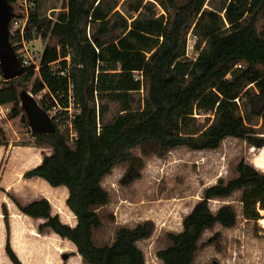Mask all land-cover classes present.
Returning a JSON list of instances; mask_svg holds the SVG:
<instances>
[{
    "label": "trees",
    "instance_id": "obj_1",
    "mask_svg": "<svg viewBox=\"0 0 264 264\" xmlns=\"http://www.w3.org/2000/svg\"><path fill=\"white\" fill-rule=\"evenodd\" d=\"M5 1L11 9L19 0ZM49 1L35 0L27 27L29 39H47L39 71L32 65L20 77L2 79L0 103L12 104L7 116L28 124L22 92L46 90L39 102L47 111L58 109L56 131L31 134L52 151L23 178L66 187L76 221L63 220L46 196L23 201L13 191L6 195L21 214L42 220L38 233L71 241L86 264H146L138 242L153 234L151 220L96 242L100 208L111 200L103 179L119 164L136 169L137 148L144 154L212 150L228 137L264 147V0H63L62 7ZM191 31L196 40L189 56ZM171 81L177 88L169 98ZM236 170L234 178L207 186L183 229L168 233L170 243L157 252L164 264H197L204 232L237 223L233 204L215 213L211 200L252 180L263 185L264 172L245 158ZM1 209L6 255L12 264H25L12 245L8 204ZM73 254L64 252L55 264H70Z\"/></svg>",
    "mask_w": 264,
    "mask_h": 264
},
{
    "label": "rangeland",
    "instance_id": "obj_2",
    "mask_svg": "<svg viewBox=\"0 0 264 264\" xmlns=\"http://www.w3.org/2000/svg\"><path fill=\"white\" fill-rule=\"evenodd\" d=\"M48 3L49 7L55 4L62 7L63 0H51ZM194 42L192 37L191 44L194 45ZM46 43L47 39L43 37L35 39V47L40 51L44 50ZM32 84L33 80L29 82V85ZM176 88L177 83L171 81L169 98H172ZM26 92L40 100L46 90L36 95L29 87ZM11 105L6 104L3 111L6 117L2 123L7 125L5 139H8L9 143L12 134L16 139L13 147H25L21 157H28L31 159L29 164L37 165L43 155L50 153L52 148L34 141L30 121L27 124L20 116L15 118L7 116ZM57 110L53 107L48 112L54 116L58 113ZM204 116L196 114L199 119H203ZM135 154L138 157L136 169H131L129 164H119L103 179L102 184L110 192L111 200L100 208L103 226L95 231V240L98 244H104L114 238L119 228L135 227L139 223L151 220L155 225L153 234L138 242V246L145 254L146 264H164L157 252L170 243L168 233L183 229L185 216L202 198L207 186L217 182L221 177L231 179L237 175L236 166L242 158L264 172V147L254 149L246 141L235 137L226 138L219 148L212 150L177 147L162 154L154 152L144 154L140 148H137ZM9 160L8 155L4 156L3 162L0 163V174L6 169H11ZM25 169L26 166L22 169L17 168L16 171L24 173ZM11 179L20 188V192L0 185V193L8 189L7 191L15 192L23 201L37 198L34 197V192H29L36 186L27 188L29 184L23 185L18 181V177ZM48 185L51 187L49 192L41 186H38L37 192L49 196L54 211L59 212L66 222L74 224L75 217L69 220L63 212L64 209H69L66 204L67 188L54 187L49 183ZM7 198L9 201L8 196ZM10 202L13 203L11 200ZM226 203L235 206L238 214L237 223L232 227L218 223L215 227L207 229L200 239V249L195 262L197 264H264V184L259 185L252 180L243 189L237 190L227 198L212 199L210 207L216 213ZM14 206L13 209L16 211V205ZM26 219L28 218H22L21 223L15 222L14 236L15 241L21 242L22 256L19 255L25 264H55L62 261L64 252L74 253L70 264H86L82 257L75 253L76 246L71 241L52 237L51 232L38 233L36 227L42 220ZM28 228L32 229L30 233L33 237L26 241L22 231ZM212 237L214 240L210 242ZM15 241L12 243L14 248L17 247ZM0 264H12L5 249L2 251L1 248Z\"/></svg>",
    "mask_w": 264,
    "mask_h": 264
},
{
    "label": "crops",
    "instance_id": "obj_3",
    "mask_svg": "<svg viewBox=\"0 0 264 264\" xmlns=\"http://www.w3.org/2000/svg\"><path fill=\"white\" fill-rule=\"evenodd\" d=\"M6 104H1L0 103V108L2 109V111H4V106ZM3 116V114H2ZM0 116V117H2ZM6 117V115L4 116ZM4 117H2L0 119V163L3 162V158L4 156L9 157V165L11 167V169H15V170H11V169H6L5 171H3L2 174H0V185L4 188V186H7V188H13L17 191H19L20 188L17 187L16 184H14L13 180L11 178H15L18 177V181L20 183H22L23 185H27L29 188V186H36L31 188L32 191L29 192H34L35 196L34 197H39L40 195L42 196H46V194L44 193H38V186L43 187V189L45 191H50L51 187L48 185V182L45 181L42 178H36V179H24L23 178V173L22 171L17 173V168L18 169H22L23 167L26 166V169L31 168L36 166V164L31 165L29 164V162L31 161V159H29L28 157L22 158L21 155L23 153V151L25 150L23 146H19V147H13V142L16 140L14 139V137H12V134H10V141L8 143V139L6 138L7 135V125L3 124L2 121L5 119ZM15 128V127H14ZM15 132L17 133V130L15 129ZM8 145V146H7ZM39 164V163H38ZM37 164V165H38ZM25 169V170H26ZM6 191L8 189H5ZM63 191H65L64 189H62ZM6 191L0 193V248L2 251H4V243H5V223H4V217H3V213H2V209H1V205L3 202H6L9 206V210L11 213V224H12V243L14 242L15 238V234H16V228H15V222L21 223L20 221H22V218H28L31 219L29 216H26L24 214H21L20 211L18 210V208L16 207V211L13 209L14 206V202L11 203L10 200L8 201V198L6 196ZM20 192V191H19ZM40 192V191H39ZM66 192V191H65ZM67 195V193H65ZM68 196V195H67ZM47 198L49 196H46ZM26 219V220H28ZM23 222V221H22ZM32 229L28 228V229H24L22 232V236L23 238H26V241L29 240V238H32V234L30 233ZM51 235V234H50ZM52 237H59L58 235L52 233L51 235ZM16 248V247H15ZM17 250V249H16ZM18 252V251H17ZM19 254V253H18ZM20 256V255H19ZM21 257V256H20ZM5 258H7L5 256ZM5 260V259H4ZM7 260V259H6ZM57 263V262H56Z\"/></svg>",
    "mask_w": 264,
    "mask_h": 264
},
{
    "label": "water",
    "instance_id": "obj_4",
    "mask_svg": "<svg viewBox=\"0 0 264 264\" xmlns=\"http://www.w3.org/2000/svg\"><path fill=\"white\" fill-rule=\"evenodd\" d=\"M11 9L5 0H0V59L6 80L20 77L24 69L13 47L9 42L8 24ZM22 106L28 114L31 132L35 134L53 133L56 131L54 118L45 110L31 93L22 92Z\"/></svg>",
    "mask_w": 264,
    "mask_h": 264
},
{
    "label": "built area",
    "instance_id": "obj_5",
    "mask_svg": "<svg viewBox=\"0 0 264 264\" xmlns=\"http://www.w3.org/2000/svg\"><path fill=\"white\" fill-rule=\"evenodd\" d=\"M35 5V0H19L17 4L12 5L8 31L9 42L13 47L19 61L21 62L23 69L25 70L26 67L34 65L35 70L39 71L41 55L43 51H40L37 47H35L36 38L29 39L27 37V27L29 23L30 13L31 9L35 7ZM192 37L194 38V40H196V35L192 34L191 31L187 39V55L189 56H192L194 50V45L191 44ZM136 78H143L142 73L137 72ZM2 79L5 78L0 59V81ZM0 116H5V113L2 111V109H0ZM2 117H0V119Z\"/></svg>",
    "mask_w": 264,
    "mask_h": 264
},
{
    "label": "bare ground",
    "instance_id": "obj_6",
    "mask_svg": "<svg viewBox=\"0 0 264 264\" xmlns=\"http://www.w3.org/2000/svg\"><path fill=\"white\" fill-rule=\"evenodd\" d=\"M63 212H64V214H65V216H66V218L67 219H69V220H72V218H74L75 217V215H74V213L70 210V209H64L63 210ZM36 234V233H35ZM38 234V233H37ZM57 235V234H56ZM63 239V238H62ZM65 240V239H64ZM15 241V240H14ZM69 241V240H68ZM15 246L17 245V247H16V249H17V251L19 252V254L21 255V253H20V249H21V242H19V241H15ZM22 256V255H21Z\"/></svg>",
    "mask_w": 264,
    "mask_h": 264
}]
</instances>
